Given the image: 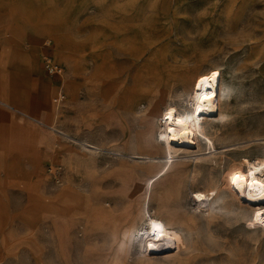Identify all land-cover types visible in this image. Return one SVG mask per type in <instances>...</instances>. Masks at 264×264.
<instances>
[{"label":"rangeland","instance_id":"obj_1","mask_svg":"<svg viewBox=\"0 0 264 264\" xmlns=\"http://www.w3.org/2000/svg\"><path fill=\"white\" fill-rule=\"evenodd\" d=\"M14 46H34L42 65L52 57L63 75L42 68L41 98L31 89L28 100H7L30 117L0 104V264H92L88 247L102 243L82 234L91 213L115 206L132 181L143 192L164 164L153 160L162 156L159 133L145 112L188 101L167 74L180 71L188 82L220 65L245 86L213 171L184 158L185 198L222 186L245 159L264 158V0H0V95L15 86ZM227 97L220 92L221 104ZM216 225L208 252L144 259L132 250L122 264H264L263 218L223 216Z\"/></svg>","mask_w":264,"mask_h":264},{"label":"bare ground","instance_id":"obj_2","mask_svg":"<svg viewBox=\"0 0 264 264\" xmlns=\"http://www.w3.org/2000/svg\"><path fill=\"white\" fill-rule=\"evenodd\" d=\"M166 76L183 85L188 101H181L179 106L165 104L155 112L147 108L145 112V124L150 125L154 118V131L159 133L157 146L162 156L153 160L164 164L149 178L143 192L138 185L133 186L132 181L115 206L105 208L100 205L96 212L91 210L88 227L79 230L90 239L89 242L102 243L94 249V244L91 246L86 239L83 240L91 246L87 252L92 264L95 261L98 264L103 261L107 264L126 263L133 256L132 250L144 259L189 256L195 250L208 252L211 243H215L214 227L218 218L226 216L236 221L264 219V201L257 200L264 199V158L245 159L232 167L222 186L213 184L216 142L226 127L234 123V115L239 110L233 107V99L239 101L245 86L236 79L226 78L220 65L188 82L180 71ZM221 91L228 95L222 104L219 99ZM149 104L150 107L153 105L152 102ZM148 140L152 142L150 135ZM84 142L89 148H97L95 144ZM187 155L197 156L196 163L204 161L207 164L206 167L212 170L209 180L213 184L209 191H193L188 199L185 198L183 182L184 168L189 166L183 161ZM196 176L194 174L192 179ZM162 185L159 190L158 186ZM41 208L47 210L49 204L43 201ZM95 221L98 223L97 232L93 229ZM96 233L98 238H93ZM150 235L167 240L150 239ZM71 239L72 236L69 242ZM68 257L70 262V254Z\"/></svg>","mask_w":264,"mask_h":264},{"label":"crops","instance_id":"obj_3","mask_svg":"<svg viewBox=\"0 0 264 264\" xmlns=\"http://www.w3.org/2000/svg\"><path fill=\"white\" fill-rule=\"evenodd\" d=\"M18 46V45H17ZM13 50L16 51V59H14L12 65H8L10 68H17L16 71L10 72L9 77L13 78V88H11V95H0V104H3L5 106H8L17 112L30 117L26 113L22 112L17 107L10 105L7 103L8 101L17 102L18 101H24L28 100L29 98L33 97L34 95H31L30 92L33 89L34 93L37 95V97H42V82L40 81V78L43 79V65L41 60L39 59V55L37 52V49L32 46L27 52L21 51L19 47L14 46ZM0 66L3 60H6L5 54L0 53ZM8 58V57H7ZM4 60V61H5ZM3 64V63H2ZM2 75L0 74V77ZM37 80V87L34 88V80ZM35 95V98H36Z\"/></svg>","mask_w":264,"mask_h":264},{"label":"built area","instance_id":"obj_4","mask_svg":"<svg viewBox=\"0 0 264 264\" xmlns=\"http://www.w3.org/2000/svg\"><path fill=\"white\" fill-rule=\"evenodd\" d=\"M43 69H44L45 75L48 77H53V76L62 77V75H63L62 64L59 61L54 60L52 57H44L43 58ZM62 90H63V88H61V90H59V93L54 98L55 103H59L62 101V99L64 97L62 94Z\"/></svg>","mask_w":264,"mask_h":264}]
</instances>
